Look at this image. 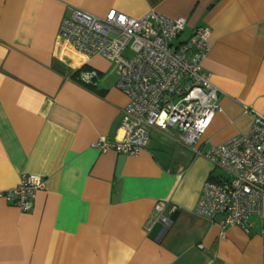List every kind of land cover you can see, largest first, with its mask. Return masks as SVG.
<instances>
[{"label": "crops", "instance_id": "0c3cea01", "mask_svg": "<svg viewBox=\"0 0 264 264\" xmlns=\"http://www.w3.org/2000/svg\"><path fill=\"white\" fill-rule=\"evenodd\" d=\"M72 8L183 17L180 40L210 29L204 67L222 110L202 152L249 129L245 107L264 114V0H0V193L26 173L46 179L27 212L0 195V264H264V198L250 233L197 215L204 183L222 172L175 129H152L137 155L92 147L122 138L127 99L114 63L59 36ZM158 202L176 210L152 240Z\"/></svg>", "mask_w": 264, "mask_h": 264}, {"label": "built area", "instance_id": "2783aa9c", "mask_svg": "<svg viewBox=\"0 0 264 264\" xmlns=\"http://www.w3.org/2000/svg\"><path fill=\"white\" fill-rule=\"evenodd\" d=\"M183 17L154 10L135 18L117 9L104 17L72 8L61 21L59 36L86 57L101 55L115 64L116 87L126 96L121 120L122 138L101 137L92 147L101 153L137 155L148 146L151 130L173 128L179 142L221 170L208 179L194 212L221 227L251 231V217L261 211L264 198V114L245 107L249 129L210 147L199 148L202 135L221 112L220 89L204 67L210 49V29L197 26L185 40ZM46 179L26 173L19 183L0 193L20 211L31 210ZM166 202L155 205V219L167 220ZM176 210L173 206L167 213Z\"/></svg>", "mask_w": 264, "mask_h": 264}, {"label": "water", "instance_id": "95a60500", "mask_svg": "<svg viewBox=\"0 0 264 264\" xmlns=\"http://www.w3.org/2000/svg\"><path fill=\"white\" fill-rule=\"evenodd\" d=\"M174 213L175 211L171 214L166 213L165 217H167V220H163L162 218L157 219L149 232V238L152 240L161 238V236L167 230L170 221L173 219Z\"/></svg>", "mask_w": 264, "mask_h": 264}, {"label": "trees", "instance_id": "16d2710c", "mask_svg": "<svg viewBox=\"0 0 264 264\" xmlns=\"http://www.w3.org/2000/svg\"><path fill=\"white\" fill-rule=\"evenodd\" d=\"M75 75H72L71 77L74 78Z\"/></svg>", "mask_w": 264, "mask_h": 264}, {"label": "rangeland", "instance_id": "374dc122", "mask_svg": "<svg viewBox=\"0 0 264 264\" xmlns=\"http://www.w3.org/2000/svg\"><path fill=\"white\" fill-rule=\"evenodd\" d=\"M169 131V130H168ZM219 172H221V170L219 169Z\"/></svg>", "mask_w": 264, "mask_h": 264}]
</instances>
